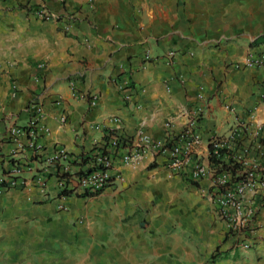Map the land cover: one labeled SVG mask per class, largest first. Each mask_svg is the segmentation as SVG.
<instances>
[{"label":"crops","instance_id":"0c3cea01","mask_svg":"<svg viewBox=\"0 0 264 264\" xmlns=\"http://www.w3.org/2000/svg\"><path fill=\"white\" fill-rule=\"evenodd\" d=\"M259 36L264 0H0V172L25 180L0 195V264H264V201L257 242L241 254L200 184L170 174L150 151L116 162L119 176L99 194L58 209L55 177L40 189L6 138L35 106L48 149L79 153L101 136L99 123L161 138L186 125L202 88L204 150L236 117L264 123V65L242 63L264 47L252 44Z\"/></svg>","mask_w":264,"mask_h":264},{"label":"built area","instance_id":"2783aa9c","mask_svg":"<svg viewBox=\"0 0 264 264\" xmlns=\"http://www.w3.org/2000/svg\"><path fill=\"white\" fill-rule=\"evenodd\" d=\"M36 15L44 21L52 19L45 9L36 10ZM175 54L171 50L167 55L173 58ZM242 63L246 67L263 66L264 47L248 54ZM82 97L88 98L91 107L97 104L95 93ZM204 100L201 88L195 94V102L200 104L189 113L186 125L161 138H152L141 130L128 135L119 128L99 123L93 128L101 131V136L79 153L61 146L48 149L39 140L41 132L46 131L39 124L40 106H35L26 127L11 126L6 138L16 145L12 158L20 153L18 157L35 172L32 179L40 189L45 188L44 177L49 174L55 177L60 199L58 209L68 208L64 201L69 197L99 194L119 176L116 162L130 164L138 161L145 151H150L161 158L162 166L170 174L189 184H200V193L213 204L216 216L224 222L225 238L233 250L242 254L257 242L259 204L264 201L260 194L264 184V167L260 161L264 153V123L253 124L251 120L236 117L225 133L210 135L202 150L197 127L204 111ZM225 107L236 115L232 105ZM108 122L116 123L118 118L110 116ZM19 168L14 164L13 171L19 172ZM23 184L24 179L0 172V195L10 187Z\"/></svg>","mask_w":264,"mask_h":264},{"label":"trees","instance_id":"16d2710c","mask_svg":"<svg viewBox=\"0 0 264 264\" xmlns=\"http://www.w3.org/2000/svg\"><path fill=\"white\" fill-rule=\"evenodd\" d=\"M263 42H264V37L263 36H259L252 42V44L253 45L254 44H260V43H263ZM213 257H214V255H213Z\"/></svg>","mask_w":264,"mask_h":264}]
</instances>
